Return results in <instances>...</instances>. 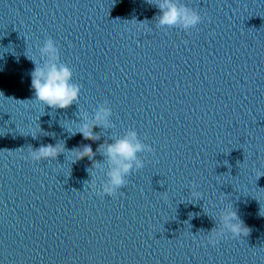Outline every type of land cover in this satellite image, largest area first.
<instances>
[{
    "label": "water",
    "instance_id": "1",
    "mask_svg": "<svg viewBox=\"0 0 264 264\" xmlns=\"http://www.w3.org/2000/svg\"><path fill=\"white\" fill-rule=\"evenodd\" d=\"M181 2L195 29L157 26L154 0H0V264H264V0ZM46 36L80 85L65 109L30 88ZM104 100L114 127L75 133ZM129 128L152 151L111 196L87 155L29 156ZM231 205L249 233L210 244Z\"/></svg>",
    "mask_w": 264,
    "mask_h": 264
},
{
    "label": "clouds",
    "instance_id": "2",
    "mask_svg": "<svg viewBox=\"0 0 264 264\" xmlns=\"http://www.w3.org/2000/svg\"><path fill=\"white\" fill-rule=\"evenodd\" d=\"M113 2L118 3L119 0H113ZM150 4L159 10L155 16L156 25L159 27L180 28L188 31L195 29L202 22L201 14L197 10L189 8L181 0H154V3ZM37 49L38 58L26 55L34 65L29 73L30 88L34 93L33 98L52 109L69 107L76 101L80 89V85L73 80L72 68L61 61L60 49L53 37L46 36L42 43L37 45ZM76 115L79 119L75 121L78 126L74 132L94 141L99 140L102 135L101 132L93 131L94 125L101 129L114 127L111 119L112 109L106 100L96 103L90 111L83 108L77 109ZM31 135L36 138L38 133L33 132ZM48 136L54 137L55 135ZM151 151V146L142 141L137 131L134 128H129L123 135L110 134L109 139L99 144L95 152L86 140L73 145L70 149H65L63 140H58L56 143L41 144L35 149L31 148L29 156L33 161H53L59 153L63 152L64 157L65 154H70L72 157L70 162H74L76 158L87 155V159L91 161V167L86 169L91 177L90 180L96 177L97 171H103L105 179L101 181L99 191L101 194L111 196L127 184L130 173L143 167L144 161L138 154ZM96 153L103 156L102 161L94 159ZM88 169H92V172L90 173ZM192 192V199L196 205L202 197L195 190L194 185ZM196 213L198 212L193 213V216H196ZM258 215L264 216L260 209ZM218 221L222 230L217 233L216 239L209 241L210 244L217 243L220 236L228 233L234 237H242L250 231L233 205L220 211Z\"/></svg>",
    "mask_w": 264,
    "mask_h": 264
}]
</instances>
